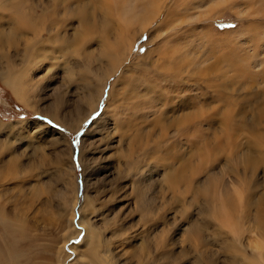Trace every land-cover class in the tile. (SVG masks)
Segmentation results:
<instances>
[{"label":"bare ground","instance_id":"obj_1","mask_svg":"<svg viewBox=\"0 0 264 264\" xmlns=\"http://www.w3.org/2000/svg\"><path fill=\"white\" fill-rule=\"evenodd\" d=\"M211 1L209 0V2ZM107 2L111 3L110 1ZM154 2L155 0H112L110 6H103L101 5V0H7L4 7H8L14 14L9 16L10 18L6 23L0 24V43L4 40L7 41L11 47L17 48L15 53H19L18 51H22L18 50L19 42L23 40L22 56L24 57V53H27L28 50L30 51L29 57H24L21 64L14 61V58L12 60L11 55H8V53L4 54L10 64V66L8 65L9 68L7 67L8 69L3 71L4 73L2 74L4 83L15 94L20 93L21 90L22 94H18V97L21 98L23 105L30 106L27 103V97L32 92L27 89L26 84L29 87L31 86L30 89L34 91L35 82L33 81L38 82L37 77L40 76L42 71H44L42 75L45 73L48 75L49 71H52V64L53 69H60L63 72V76L65 75L64 78L69 82L73 81V74L76 69L81 68L77 73L82 74L77 78L81 80L82 89L94 92L96 87L91 82L90 73H88L91 71H83L79 60L72 64L69 62L70 49L73 45L84 46L82 42L78 41L80 39L79 31L82 32L84 29L100 33L101 23L104 26H109L110 31L108 30L107 33L111 37L106 36L103 38L99 47L101 49V47L105 46L109 38H114V43L108 55L105 52L106 56L104 58H107L108 65L103 70L104 77L101 91L100 94H95L94 105L90 107L87 115H90L97 108L99 99L104 93L107 80L113 75L121 74L125 65L127 68H133L137 72L136 76L134 75L135 77L127 82L136 96H143L141 98L142 101L140 100L137 105H147L148 100L151 103L158 102L162 105L156 111L157 115L153 118L154 123L146 120L148 115L147 112H144L140 113L141 115L137 118L142 120L133 123L136 127L129 128L132 129L133 133L129 138L141 137L142 134H145L146 138H156L153 143L146 142L138 147L134 141H128V145L126 144L127 153L124 159H117L116 162L118 177L125 182L123 184L120 183V189L123 188V193L121 192L120 197H128V200H126H130L129 203H125L124 216L131 218L137 213L139 217L138 228L140 230L128 235V238L123 240L124 244L129 246L128 250L134 251L132 255L140 257L138 264H216L214 258L221 260L223 264H264V241L252 236L251 232L255 229L253 226L256 225L260 231L259 235L264 237V191L259 196L260 198L255 201L251 196L244 197L248 210L243 212V223H246L248 228L243 233H250L244 247H250L256 257L249 258L244 254L243 249L239 247L237 238L240 237L237 234L241 233V231L235 228L237 231H233L234 234H229L230 221L227 217L228 212L233 214L238 210L237 202L241 200L239 198L236 201L234 198L238 193L235 185H238L237 178L239 176V170L234 167L235 164L238 165L239 160L244 159L245 164L249 167L254 166V169L262 167L264 177V155L260 158L254 156L247 147V141L244 140L246 136L242 132L243 130H250L254 124L264 123V88H252L245 90L243 93V90L234 91L230 87L231 84L227 81L221 83L217 81L218 83H215V80L211 79L207 81L208 86L206 85L210 90L201 91L197 81L194 80L187 87L189 91L186 92L185 81L183 80L185 78L181 77L185 69L177 66L179 64L177 58H175L177 62L174 60V73L172 77L169 75L172 79L168 80L171 81L172 88L168 89V87L160 85L154 74L167 77V68L170 66V62H166L165 59L167 58L160 57L161 55H158L159 58H152V52L155 51V49L151 48V43L154 41L153 36L149 33L146 42L142 43L145 47L148 46L144 56L140 57L135 54V57L133 52L136 51V42L147 32L142 31L140 33L135 27L129 36H126L121 31L115 33L112 31L114 24L122 29L132 25H128L127 22H133L134 20L136 22L145 21L152 13ZM235 6L239 8V4L232 5V7ZM195 7H198V5ZM101 15L106 18L101 19ZM73 19L76 20L77 25L73 26V31L69 35L66 27L69 29V24L73 22ZM117 20H121V23H115ZM159 28L160 26L156 29L159 30ZM31 30H34L35 33L31 36V39H28L29 35L25 36V34H27V31L31 32ZM186 31L182 30L181 33ZM43 34H46L44 40H42ZM176 40L174 41L178 42ZM263 46L259 45L256 48V52L260 51L259 54H263ZM83 52L82 48L80 53ZM185 53L187 54L186 51ZM183 55L184 53L182 52L181 56ZM59 59H61L60 62ZM46 60L50 61L51 64L49 62H47L48 65L45 64ZM99 60L101 61V56ZM62 61H66L65 65L64 63L62 65ZM28 62H32V66L27 65ZM67 62H69V65ZM123 62H125V65H122ZM25 65L27 66L25 67ZM193 67L191 71L189 70L192 74L196 73ZM150 72L152 73L151 76ZM196 75L199 76L198 74ZM34 77L36 80H34ZM20 78H23L22 81H20ZM19 86H21V89ZM120 93L122 92H119L116 88V82L112 83L109 95H107L109 100L100 115L101 118L104 119L106 116L111 115L114 120L119 119L117 113L120 110ZM149 93L150 96L148 97ZM25 95L27 97L24 99ZM236 108H240V110H236ZM252 109H256V111L254 112ZM35 110L36 113L47 114V110L37 108ZM57 111L58 105L55 107L53 114H48L52 115L54 119H58L57 122L66 123ZM249 111L251 122L247 123L246 120L249 118L246 119V115ZM133 119L135 118L133 117ZM16 124H0V130L3 131L4 129L7 133L17 131ZM64 136L63 134L52 136L49 142L54 147H58L63 143L65 149L69 147L72 150L71 146L67 145L68 140ZM125 136L124 134L122 138H125ZM26 138L30 142L31 154L37 156L39 174L42 175L44 172L48 176L49 173H53L54 168L46 167L45 169L43 164L44 161L46 162L45 156L41 155L37 147L33 145L32 138ZM57 150L60 151L61 149ZM203 153L211 156V161L209 160L211 163L208 162V164H211V169L206 170L207 174L205 177L208 181H213L214 179L215 183H213L214 200H209L210 202H206L200 207L196 202L201 197L200 187L203 181L199 179V174H201L206 165L204 164L205 161H201L202 164L201 162H195V157L200 159ZM31 154L26 151L25 155ZM242 156L245 158H242ZM9 160V167L16 171L18 161L16 159L11 160V158ZM55 163L57 167L61 163L59 154ZM226 174H231V180L228 178L229 181H226L227 178L225 179L224 177ZM154 175L156 178L152 177ZM209 175L213 176L212 180L209 179ZM75 176L76 172L74 171ZM179 181L182 182L181 186L174 188L173 183ZM153 186H157V189L155 188L157 194L153 192ZM71 188H74V201L71 205L74 215L75 208L78 205V187L75 181ZM149 194L150 202L157 201L161 205L156 209L153 216L148 214L147 207L149 206L143 201V198ZM83 200L85 204L86 199ZM83 200H81L82 203L80 201L79 208L77 207L79 213L81 212L78 223L79 227L82 228L83 236L76 245L73 242L72 244L71 242L69 243L70 246L67 251L70 248L72 253H74V257L71 258H69L65 244L70 239L77 237L81 232V230H77L74 227L73 217L70 219L73 235L65 238L61 247L57 249L52 244L39 247L41 243L36 238L31 237L19 221H16L15 218L6 217L0 212V264H73L74 261L75 264H123L124 261L122 263L118 261L114 263L103 257V254L100 255L98 250L100 234L90 217L91 214L95 215L94 206L90 202H86L87 205H84L86 209H84ZM90 204L91 207L89 208ZM252 206L256 207L255 213H250L249 207ZM194 207L195 212L193 213L192 208L194 209ZM87 208L91 209V211L89 210L88 212ZM213 210L217 212V217L214 214L212 215ZM169 211L172 212L170 218L178 219L177 222L174 221L176 223L167 218L166 213ZM177 224H181L182 229L180 236L177 238V243L173 244L171 237L168 238L167 232L169 226L176 227ZM135 245L137 246L136 250L134 248ZM39 258H42L43 261L41 262Z\"/></svg>","mask_w":264,"mask_h":264},{"label":"rangeland","instance_id":"obj_2","mask_svg":"<svg viewBox=\"0 0 264 264\" xmlns=\"http://www.w3.org/2000/svg\"><path fill=\"white\" fill-rule=\"evenodd\" d=\"M6 1L7 0H0V24L6 23L10 18L9 16L14 14L8 7H4ZM107 1L112 3V0H101V5L110 6L111 3ZM154 3L153 10H151L152 13L145 21L136 22L134 20L133 22H127L128 25L132 24L133 27L130 25L125 28L123 27L124 29H120L114 24V29L112 28V31H114V33L121 31L126 36H129L132 31H134L135 27L140 33L142 31L147 32L136 42V51L133 49V51H135L133 52V56L135 57L136 55L140 57L144 56L145 52L148 50V46L145 47L142 43L146 42L149 33L153 36L154 41L151 43V48L155 49V51L152 52V58H159L161 55L160 57L167 58L165 59L166 62H170V66L167 68V77L154 74L160 85L166 86L168 89L172 88L171 81L168 80L172 79L170 76L172 77L175 70L174 60L176 61L178 59L177 61L179 64L176 63L177 66L185 69L181 77L183 76L182 78H185L183 80L185 81L184 85L186 92L189 91L187 87L193 83L194 80L197 81L201 91L210 90L207 87V81L211 79L215 80V83L217 81H220V83L227 81L231 84L230 87L233 88L234 91L243 90V93L245 90L252 88H264V52H262L263 54H259L260 51L256 52V48H258L259 45H264V0H212L211 2H209V0H155ZM238 4L239 8L236 6L232 7V5ZM196 5H198V7H195ZM104 18L106 17L101 15V19ZM72 21L73 22L69 24L70 30L66 27L67 34L69 35H71L73 31V26L77 25L75 19ZM117 22L121 23V20L115 21V23ZM159 26V30L156 29ZM109 29V26H104L101 23L100 33L84 29L82 32L79 31L80 39L78 41L82 42L84 46L78 47L73 45V48L71 47L70 49L71 56H69V62L72 64L76 60H79L83 71H91L88 73H90L91 82L96 87L94 92L88 89H82L80 84L81 80L77 78L82 74L77 73L81 68L76 69V72L73 74V81L69 82L64 78L65 75L63 76V72L60 69L57 68L54 70L50 61L46 60L44 63L48 65L47 62H49L52 71H49L48 75L47 73L42 75L44 71L40 72V76L37 77L38 82L36 83V81H33L35 82L34 91L30 89L31 86L29 87L26 84L27 89H29L32 94L28 97L25 95L23 98L25 99L27 97V103L30 104V106L23 105L21 98L18 97V94L21 95L22 91L20 90V93L15 94L13 90L4 83V77L2 75L4 73L3 71H6L10 66L6 58L7 56H4V54L8 53V55H11L12 60L14 58V61L21 64L24 57H29L30 50H28L27 53L25 52V56L23 57V40L19 42L18 50H22L18 51L19 53H15L17 48L11 47L7 41L4 40L0 43V124L8 125L17 123V131L7 133L4 129L3 131L0 130V212L6 217L15 218L16 221H19L27 233L41 243L39 247L52 244L55 245L57 249L61 247L65 238L73 235V229L71 230L70 224V219L73 217L74 227L77 230H81V232L77 237L70 239L69 242L65 244V246H67V251L70 242L76 245L83 236L82 228L79 227L78 223L81 216V212L79 213L78 208L80 201L86 199L85 201L87 203L90 202L94 206V208L93 206L92 208L95 215L91 214L90 217L93 225L100 234L98 248L100 255L103 254V257H106L109 261L114 263L117 261L122 263L124 261L123 264H138L140 257L138 255H132L134 251L128 250L129 246L124 244L123 240L128 238V235L134 231L137 232L140 230L138 228L139 217L137 213L131 218L124 216L123 209L125 203H129L130 200L127 201L128 197H120L121 192L123 193V188L120 189L119 186L120 183L123 184L124 181L118 177L116 162L117 159H124L127 153L126 144L128 145V141H134L138 147L146 142L153 143V140L156 138H146L145 134H142L141 137L136 136V138H129L130 135L133 134L132 129L129 128L136 127L133 123L142 120L137 118L144 112H147L148 115L146 120L150 123H154L155 121L153 118L157 115L156 111L161 108L162 105L158 102L151 103L148 99L147 105L151 106L137 105L143 96H136L127 83L136 76L137 72L133 68H127L125 61L122 64L125 65L122 69L123 72L121 74L119 73L120 75H113L107 80L104 93L99 99L97 108L90 115H87L90 107L94 105L95 94H100L101 91V84L104 77L103 70H105V67L108 65V60L104 57L106 54L108 55L113 47L114 38H109L105 46L101 47V49L99 47L103 38L106 36L111 37V35L107 33ZM182 30L187 31L181 33ZM26 33L25 36L29 35L28 39H31L35 31L31 30V32L27 31ZM188 33L189 35H187ZM43 35L42 40L46 37V34ZM177 37L178 39L176 40ZM182 47H184V50ZM82 48L84 52L80 53ZM158 49H160V51H158ZM182 52L184 53L183 56H181ZM194 52L197 53L194 54ZM100 56L101 61L99 60ZM22 57L23 59H21ZM60 57L65 58L63 56ZM72 60L73 62H71ZM60 61L61 59H59V62ZM32 62H28L29 64L27 63V65L32 66ZM65 62L62 61V65L63 63L65 65ZM69 62H67V64ZM256 64L257 66H255ZM27 65H25V67ZM192 67L195 69L196 73L192 74V72H189V70H192ZM151 74L150 72V76ZM22 79L23 78H20V81H22ZM34 80H36L35 77ZM114 82H116V88L119 92H122L120 93L121 99L119 100L120 110L117 113L119 119L114 120L111 115L103 119L100 115L106 106V102L109 100V96L107 95H109L110 86ZM19 88L21 89V86H19ZM57 105V113L66 123H59L57 122L58 119L56 120L52 115L48 114H53ZM35 108L47 110V114L36 113ZM236 110H240V108H236ZM252 110L254 112L256 111V109ZM133 117L135 119H133ZM246 119L247 123L251 122L250 111L246 115ZM242 132L246 136L244 140L247 141V147L254 156L257 158L263 157L264 123L254 124L250 130H243ZM60 134L66 136L68 140L67 145L69 144L72 150H70L69 147L65 149L63 143L58 147H54L50 144L49 141L52 136H59ZM124 134L126 136L122 138ZM26 137L32 138L33 145L37 147L41 155L45 156V160L48 162H43L45 169L46 167L54 168L53 173H49L48 176L47 173L45 174L44 172L42 175L39 174L40 169L38 168L37 156L31 154V147L29 148L30 142H28L29 140ZM57 149L61 150L59 151ZM26 151L31 155H25ZM58 154L61 157V163L57 167L55 161ZM206 155L203 153L200 159L199 157H195V162L205 161L204 164L206 165L202 170L203 173L201 172V174H199V179L203 181L200 187L201 197L197 199L196 202L200 207H202V204L210 202L209 200H214L213 183L215 182L213 176L209 175V179H213V181H208L205 177L207 174L206 170L208 171L211 169V164H208V162L211 163V156ZM10 158L11 160L16 159L18 161L16 171L9 167ZM242 158L245 157L242 156ZM234 167L239 170V179L237 178L238 185H235L238 189V193L236 195L237 198H234L236 201H238L239 198L241 200L237 202L238 210H236L235 213H230V215L228 212L227 217L230 221L229 234H234L233 231L236 230L235 228L241 231V233L237 234V236L240 237L237 238L239 240V247L243 249L246 256L252 259L256 257L252 249L250 247H244L247 243L246 239L250 234L243 233L248 228V225L243 223V212H247L248 210L244 197L251 196L254 201L260 198L259 196L264 191L263 171L262 167L257 169H254V166L249 167L245 164L244 159L239 160L238 165L235 164ZM243 169H245V171H243ZM74 171L76 172L75 177ZM226 175L224 176L225 179L227 178L226 181L231 180V174ZM152 177L156 178L155 175ZM74 181L77 183L78 187V208H75V213L73 215L71 205L74 201V188L71 187H73ZM181 183V181L173 183L174 188L180 187ZM155 188L157 189V186H153L152 190L157 194ZM143 199V201L148 204L147 206H149L147 207L148 214L150 216L155 215L156 209L161 206L159 202H154L153 200V202H150V194ZM86 202L84 204L83 200L84 209H86L84 206L87 205ZM255 208V206L249 207L250 213H255ZM87 210L88 212L89 210L91 211V209L88 208ZM192 210L194 213L195 207L194 209L192 208ZM214 211L215 210L212 211V215L214 214V216L217 217V212ZM171 213V211L167 212L166 216L170 221L176 223L178 219L175 220L170 218ZM253 227H255L256 232L255 229L251 231L252 236H256L261 241H264V237L259 235L260 231L256 225ZM181 229V224H177L176 227L169 226L167 236L168 238L171 237L173 244L175 242L177 243V238L180 236ZM135 246L134 248L136 250L137 246ZM69 251H67L69 258L74 257V253H72L70 248ZM42 258H39L41 262L43 261ZM214 259L216 260V264H223L221 260ZM73 264H75V261Z\"/></svg>","mask_w":264,"mask_h":264}]
</instances>
